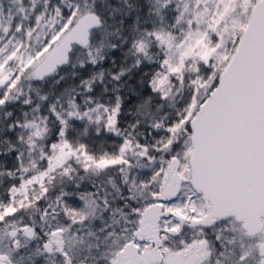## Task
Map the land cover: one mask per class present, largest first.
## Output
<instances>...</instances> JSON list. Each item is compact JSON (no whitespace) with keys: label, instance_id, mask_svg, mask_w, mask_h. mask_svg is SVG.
I'll list each match as a JSON object with an SVG mask.
<instances>
[{"label":"snow or ice","instance_id":"1","mask_svg":"<svg viewBox=\"0 0 264 264\" xmlns=\"http://www.w3.org/2000/svg\"><path fill=\"white\" fill-rule=\"evenodd\" d=\"M0 264H264V0H0Z\"/></svg>","mask_w":264,"mask_h":264}]
</instances>
